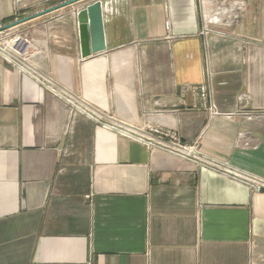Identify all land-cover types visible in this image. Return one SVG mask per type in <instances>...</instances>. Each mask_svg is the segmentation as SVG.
Listing matches in <instances>:
<instances>
[{"label":"crops","instance_id":"crops-1","mask_svg":"<svg viewBox=\"0 0 264 264\" xmlns=\"http://www.w3.org/2000/svg\"><path fill=\"white\" fill-rule=\"evenodd\" d=\"M46 1L0 0V23L65 0ZM101 2L106 48L86 58L81 4L5 29L29 47L27 70L0 57V264H264V189L67 101L264 177V0Z\"/></svg>","mask_w":264,"mask_h":264},{"label":"built area","instance_id":"built-area-1","mask_svg":"<svg viewBox=\"0 0 264 264\" xmlns=\"http://www.w3.org/2000/svg\"><path fill=\"white\" fill-rule=\"evenodd\" d=\"M213 21H217L216 17L210 18ZM3 24L0 23V26ZM29 47V39L26 36H20L18 34H7L5 30H0V57L11 64L15 65L22 70L26 69L25 57L27 55V48ZM36 80L44 84L51 91L56 92V88H54L50 81L46 79L44 76L33 73ZM199 96L202 99H205L207 95V86L200 85L198 88ZM67 101L70 102L72 108L71 111L75 110V108L81 110L87 116H90L95 121L99 122L102 126L115 130L117 133L119 132L121 135L130 137L135 139L147 146H156L160 149L167 151L168 153L179 156L190 161H194L198 165H201L205 168L212 169L219 173H223L233 179H238L244 184L248 185L253 190L264 189V177H259L257 175H253L252 173H248L244 170L234 168L224 161H217L216 159L202 155L199 152L196 143H185L180 140V138L175 135V133L160 129L157 126L153 125H145L144 127H134L130 126L122 121L116 120L112 117L103 118L100 115L89 112L85 108H81L77 103L73 102L71 99L67 98ZM212 110L213 105L209 107ZM245 119L249 120L255 114L253 113H243Z\"/></svg>","mask_w":264,"mask_h":264},{"label":"water","instance_id":"water-1","mask_svg":"<svg viewBox=\"0 0 264 264\" xmlns=\"http://www.w3.org/2000/svg\"><path fill=\"white\" fill-rule=\"evenodd\" d=\"M65 0L55 5L49 6L41 11L34 12L12 20V22L0 26V30L12 28V26L27 22V20L40 17L42 14L55 11V9L70 6L71 4H81V8L75 11L78 29L80 54L86 58L91 54L99 53L106 48L104 40L103 13L101 0Z\"/></svg>","mask_w":264,"mask_h":264},{"label":"rangeland","instance_id":"rangeland-1","mask_svg":"<svg viewBox=\"0 0 264 264\" xmlns=\"http://www.w3.org/2000/svg\"><path fill=\"white\" fill-rule=\"evenodd\" d=\"M55 1H59V0H48V1H46L45 3L50 5V4H55V3H53V2H55Z\"/></svg>","mask_w":264,"mask_h":264}]
</instances>
